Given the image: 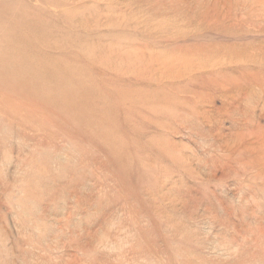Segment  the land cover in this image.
<instances>
[{
	"label": "rangeland",
	"instance_id": "obj_1",
	"mask_svg": "<svg viewBox=\"0 0 264 264\" xmlns=\"http://www.w3.org/2000/svg\"><path fill=\"white\" fill-rule=\"evenodd\" d=\"M60 1L105 110L0 116V264H264V0Z\"/></svg>",
	"mask_w": 264,
	"mask_h": 264
},
{
	"label": "bare ground",
	"instance_id": "obj_2",
	"mask_svg": "<svg viewBox=\"0 0 264 264\" xmlns=\"http://www.w3.org/2000/svg\"><path fill=\"white\" fill-rule=\"evenodd\" d=\"M47 2L48 0H0V116H4L9 122L25 120L27 117L23 113L24 107L28 106L31 110L40 107L62 112L69 120L74 118V122L81 127L90 125L96 129L105 109L102 111L95 106L100 99L98 94L83 82V73L69 64L72 63L69 56L67 55V59L61 57L65 56V52L60 57L54 55L64 51L74 41V37L67 30L58 28L61 23L56 20L52 7L57 8L59 5L54 3L46 6ZM107 129L105 128L106 132ZM111 136L106 140H110Z\"/></svg>",
	"mask_w": 264,
	"mask_h": 264
}]
</instances>
